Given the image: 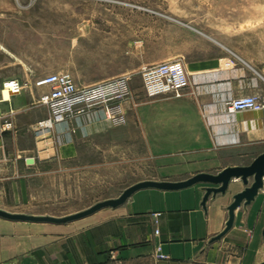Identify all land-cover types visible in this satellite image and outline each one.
Segmentation results:
<instances>
[{
  "label": "crops",
  "instance_id": "crops-1",
  "mask_svg": "<svg viewBox=\"0 0 264 264\" xmlns=\"http://www.w3.org/2000/svg\"><path fill=\"white\" fill-rule=\"evenodd\" d=\"M185 29L198 42L177 54L190 80L183 96L149 98L143 85L136 88L132 81V98L124 103L126 127H139L157 156L158 173L150 180L218 174L264 154V111L231 115L227 110L230 100L241 97L264 104V41L232 43L190 25ZM8 79L1 73L0 87ZM22 82L25 91L1 105L4 112L15 111V130L0 143V204L14 180L23 188L21 195L27 194L29 158L36 163L75 158L81 140L109 129L104 115L86 116L36 135L32 128L50 116L38 103L47 90ZM209 186L140 190L118 208L62 225L0 218V264H264V189L235 211L232 229L212 242L226 228L234 196L246 186L233 179L226 194L203 206ZM156 213L162 214L158 222Z\"/></svg>",
  "mask_w": 264,
  "mask_h": 264
},
{
  "label": "rangeland",
  "instance_id": "rangeland-1",
  "mask_svg": "<svg viewBox=\"0 0 264 264\" xmlns=\"http://www.w3.org/2000/svg\"><path fill=\"white\" fill-rule=\"evenodd\" d=\"M185 25L232 43L264 41V0H0V74L33 85L67 73L84 86L131 75L140 89L145 67L198 42ZM108 128L81 140L75 158L27 162V194L14 180L0 207L64 217L156 177L141 129Z\"/></svg>",
  "mask_w": 264,
  "mask_h": 264
},
{
  "label": "built area",
  "instance_id": "built-area-1",
  "mask_svg": "<svg viewBox=\"0 0 264 264\" xmlns=\"http://www.w3.org/2000/svg\"><path fill=\"white\" fill-rule=\"evenodd\" d=\"M131 79V75H125L88 86L79 85L67 73H51L37 79L33 87L47 90L38 99V103L48 107L50 116L37 123L34 130L39 133L47 132L59 124H68L86 116L102 115L113 127L125 125L127 112L124 103L133 95ZM142 79L145 93L149 98L168 95L182 97L190 84L184 62L180 59L145 67L142 70ZM25 89L26 84L17 78L4 81L0 87L1 146L4 136L15 130V111L4 112L1 105L8 102L12 96L22 94ZM5 93L9 95L8 98ZM227 110L231 115L244 111L261 112L264 111V104L253 96L241 97L230 100ZM161 215L154 214L156 222ZM155 233L158 235L160 231L157 229Z\"/></svg>",
  "mask_w": 264,
  "mask_h": 264
},
{
  "label": "water",
  "instance_id": "water-1",
  "mask_svg": "<svg viewBox=\"0 0 264 264\" xmlns=\"http://www.w3.org/2000/svg\"><path fill=\"white\" fill-rule=\"evenodd\" d=\"M27 162L33 163L34 159L29 158ZM233 179H241L246 188L234 196L232 204L228 207L229 220L227 221L226 228L221 234L213 238L212 242H215L222 239L232 229L235 220V211L241 207L243 203L246 206L249 205L258 196L260 190L264 189V154L258 156L248 166L226 168L218 174L200 173L192 178L178 182L156 180L141 181L127 188L118 198L101 201L86 210L64 217L11 213L0 209V218L15 222L62 225L84 219L106 208H118L140 190L158 189L164 191H178L197 184L210 185L204 189L205 196L202 205L206 206L210 197H216L218 194H226ZM250 179H253L251 185Z\"/></svg>",
  "mask_w": 264,
  "mask_h": 264
},
{
  "label": "bare ground",
  "instance_id": "bare-ground-1",
  "mask_svg": "<svg viewBox=\"0 0 264 264\" xmlns=\"http://www.w3.org/2000/svg\"><path fill=\"white\" fill-rule=\"evenodd\" d=\"M5 96H6V98H8V97H9V95H8L7 93H5Z\"/></svg>",
  "mask_w": 264,
  "mask_h": 264
}]
</instances>
